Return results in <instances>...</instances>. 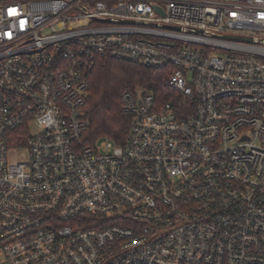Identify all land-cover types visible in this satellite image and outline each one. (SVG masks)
Masks as SVG:
<instances>
[{"label": "built area", "instance_id": "obj_1", "mask_svg": "<svg viewBox=\"0 0 264 264\" xmlns=\"http://www.w3.org/2000/svg\"><path fill=\"white\" fill-rule=\"evenodd\" d=\"M105 56L174 93L125 147L83 143ZM0 264H264V0H0Z\"/></svg>", "mask_w": 264, "mask_h": 264}, {"label": "trees", "instance_id": "obj_2", "mask_svg": "<svg viewBox=\"0 0 264 264\" xmlns=\"http://www.w3.org/2000/svg\"><path fill=\"white\" fill-rule=\"evenodd\" d=\"M164 73L138 64L99 57L90 76L84 107L88 129L83 143L95 148L104 140L125 147L130 141L132 115L125 112L122 97L125 93L152 94L161 106L174 93L163 83Z\"/></svg>", "mask_w": 264, "mask_h": 264}, {"label": "rangeland", "instance_id": "obj_3", "mask_svg": "<svg viewBox=\"0 0 264 264\" xmlns=\"http://www.w3.org/2000/svg\"><path fill=\"white\" fill-rule=\"evenodd\" d=\"M39 133V129H38V127H36L35 125H32V126H30V135L31 136H34V135H36V134H38ZM105 142H109V140H104ZM108 144H112L111 142H109ZM99 145V144H98ZM21 158H25V157H23V156H21V155H19Z\"/></svg>", "mask_w": 264, "mask_h": 264}, {"label": "water", "instance_id": "obj_4", "mask_svg": "<svg viewBox=\"0 0 264 264\" xmlns=\"http://www.w3.org/2000/svg\"><path fill=\"white\" fill-rule=\"evenodd\" d=\"M229 39L233 40V41H245V42H250L251 41L250 39L244 38V37H230Z\"/></svg>", "mask_w": 264, "mask_h": 264}]
</instances>
